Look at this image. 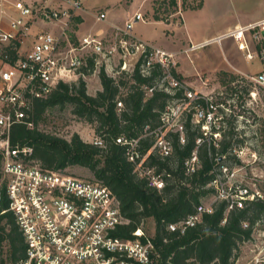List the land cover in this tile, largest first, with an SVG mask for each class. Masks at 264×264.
I'll list each match as a JSON object with an SVG mask.
<instances>
[{
	"label": "built area",
	"instance_id": "1",
	"mask_svg": "<svg viewBox=\"0 0 264 264\" xmlns=\"http://www.w3.org/2000/svg\"><path fill=\"white\" fill-rule=\"evenodd\" d=\"M82 6V0H0V152L10 209L16 215L27 244L26 257L21 264H156L155 242L142 227L133 231L132 238L118 234L127 220L121 213L118 198L108 186L93 178L44 168L34 157L32 146L12 142L13 127L22 122L32 127L33 121L29 118L33 98L47 96L60 81L72 82V77H76L73 80L76 81L85 75L90 58L97 67L101 57L118 60L117 74L109 75L118 79L127 74L131 83H137L133 78L137 68L145 77L160 70L153 83L141 86L144 96L150 98L156 91H164L173 99L163 112L162 124L154 129L146 127L144 135L154 136L149 151L161 157L171 155L173 144L166 135L168 130L179 132L180 141L185 143L183 118L188 115L203 130L204 136L197 139L198 144L210 135L217 140L221 137L223 113L226 114L228 108L216 102L213 94L194 90L187 84L179 69L180 56H189L191 51L206 44L233 38L241 50L245 49L249 60L257 56L261 63L258 72H242V76L250 84L264 86V17L174 51L135 33V25L146 21L141 11L121 24H113L109 34L89 33L78 37L72 23ZM97 19L105 21L106 13L98 12ZM39 20L53 27L34 32ZM30 37V47L23 51ZM7 47L17 50L15 63L10 61L5 51ZM121 92L127 93L128 89L121 88ZM201 98L207 99L206 106L197 103ZM117 106L121 112L122 99ZM116 141L127 146L128 158L134 163L137 174L145 178L149 186L161 190L166 184L164 174L148 163L149 151H143L140 138L120 135ZM93 143L104 146L99 136ZM237 154L240 157V152ZM198 165L195 150L186 161L187 171L194 172ZM236 169L224 166L223 174L211 182L216 192L214 199H227L228 209L243 207L246 200L264 197L258 188L237 182ZM213 210L212 203L200 204L193 214L169 224L168 228L184 233L201 221L204 213ZM254 234L257 235L254 237ZM254 234V239L246 242H255V253L249 264H264V218L256 223Z\"/></svg>",
	"mask_w": 264,
	"mask_h": 264
},
{
	"label": "trees",
	"instance_id": "2",
	"mask_svg": "<svg viewBox=\"0 0 264 264\" xmlns=\"http://www.w3.org/2000/svg\"><path fill=\"white\" fill-rule=\"evenodd\" d=\"M167 3L177 6L178 0H160L158 11ZM202 5L200 0L185 10ZM156 20H161L159 15ZM80 21V18L76 19V22ZM5 51L15 63L17 50L7 47ZM88 63L84 74L96 69L93 58ZM158 74L160 70L156 69L152 76L145 77L137 68L133 74L137 83H131L127 74L117 79L101 68L102 88L95 95L88 93L87 81L82 76L72 82L60 81L47 96L33 98L29 118L33 126L23 122L16 124L12 142L32 146L34 157L48 170L66 172L74 165L90 169L93 179L108 186L120 202L121 213L127 221L120 226L118 234L132 238L133 231L142 227L155 242L156 264H236L242 245L253 239L256 223L264 218V199L246 200L243 207L228 209L230 202L227 199H214L216 192L211 182L223 174L224 166L231 169L241 163L237 150L242 148L245 140L236 130L232 117L228 118L227 127L222 125L219 139L210 135L198 144L197 139L204 136L203 130L188 115L183 118L185 143L180 141L179 132L168 130L166 135L173 144L171 155L161 157L149 151L154 136L144 135L146 127L149 125L154 129L162 124L163 112L173 99L164 91H156L150 98L144 96L141 86L153 83ZM239 77L246 81L242 75ZM235 79L237 77L233 75L230 83ZM236 87L234 84L230 88ZM121 88H127L128 92H121ZM119 99L124 102L121 112L117 106ZM197 103L206 106L207 99L201 98ZM66 105L71 106L77 116L97 123L96 134L103 138L104 146L85 141L79 134L67 139L39 128L49 108ZM212 130L216 131L214 127ZM120 135L128 139L140 138L143 151H149L148 163L164 174L166 184L161 190L149 186L147 180L137 174L134 163L128 158L127 146L116 141ZM195 150L199 165L189 173L186 161ZM2 166L0 152V264H21L26 257L27 244L16 215L10 209ZM208 197H213V212L204 213L201 221L184 233L169 230V224L193 214ZM145 221L149 223L147 227L143 224ZM245 223H248L247 227Z\"/></svg>",
	"mask_w": 264,
	"mask_h": 264
},
{
	"label": "rangeland",
	"instance_id": "3",
	"mask_svg": "<svg viewBox=\"0 0 264 264\" xmlns=\"http://www.w3.org/2000/svg\"><path fill=\"white\" fill-rule=\"evenodd\" d=\"M96 10L107 8V0H90ZM141 0L134 3L125 0L120 6L124 11L121 21H125L136 12ZM160 0H146L141 4V11L146 21H139L135 25V33L150 42L165 46L168 38L181 41L182 46L201 43L214 38L239 24H246L264 17V0H202L203 5L197 9L185 8L199 3L200 0H178V5L159 7ZM133 3V4H132ZM126 6V7H125ZM131 10L129 16L127 12ZM185 12L184 16L183 13ZM159 15L160 21L156 20ZM122 21V22H123ZM74 20L72 25H76ZM92 23L91 17L86 18L85 25ZM46 23L39 20L37 30H41ZM45 28V27H44ZM23 45V51L30 47V40ZM245 49H240L239 43L233 38L224 39L222 42H212L190 52L180 62L181 76L194 90L205 91L213 94L214 100L223 103L228 108L225 120L221 122L228 126V118L234 117V126L240 131L245 143L240 152L241 163L233 165L236 169L235 180L251 188H258L264 195V86L250 84L243 81L242 72L253 74L260 70L261 63L256 56L249 60ZM183 60V61H182ZM118 60H106L100 57L96 70L90 74L82 75L87 81V91L95 95L101 88L100 71L112 75L118 70ZM2 65L0 63V70ZM116 73V72H115ZM117 74V73H116ZM240 74V75H239ZM237 79L230 83L232 76ZM76 77H72L73 81ZM206 82V83H205ZM234 84L237 85L232 89ZM254 92V93H253ZM219 121H217V125ZM96 122H90L72 112V107L56 106L49 108L46 117L39 124V128L46 132L54 133L63 138L71 139L74 134L88 142H93L97 137ZM240 136V137H241ZM66 172L83 178H93V172L83 166L74 165L66 169ZM264 199V197H263ZM213 197L205 199V203H211ZM144 226H148L146 221ZM257 234H254V237ZM253 237V239H254ZM255 242L244 243L241 247L240 257L236 264H249L255 251Z\"/></svg>",
	"mask_w": 264,
	"mask_h": 264
},
{
	"label": "crops",
	"instance_id": "4",
	"mask_svg": "<svg viewBox=\"0 0 264 264\" xmlns=\"http://www.w3.org/2000/svg\"><path fill=\"white\" fill-rule=\"evenodd\" d=\"M82 1H83V6L77 12V15L74 18L75 21L77 18L81 19V21L79 23L78 22L76 23L77 27L74 26V29L76 30L78 37H82V36L87 35L89 33H106V34H109L112 31V25L113 24H115V23L121 24V23L125 22L123 20H122L123 22L120 20L121 14L124 13V11H122L120 9V6H122L125 3V0H107L106 1L107 8H102L101 10H96V6L91 5L90 0H82ZM131 1L134 3V1H136V0H131ZM145 2H146V0H141L139 7L141 6V4H144ZM139 7L136 9V12L139 10ZM187 10H185V12ZM98 12H105L106 13V20L105 21H99L97 19ZM126 12H127V16H129L132 11L128 9V11H126ZM185 12L183 13V16H184ZM88 17H91L92 23L89 25H85L86 18H88ZM158 21H160V20H158ZM43 27H45V28L47 27L50 29L53 26L50 24H45V25H43ZM37 29H38L37 27H34L33 31L37 32L38 31ZM181 43H182L181 41H177V40L168 38L165 41V45L167 47L164 46V48L169 49V50H174V51H180V50L188 47L191 44V43L188 44V46H182ZM161 47H163V46H161ZM183 57L186 58V56L184 54H182L180 56V59H182Z\"/></svg>",
	"mask_w": 264,
	"mask_h": 264
}]
</instances>
